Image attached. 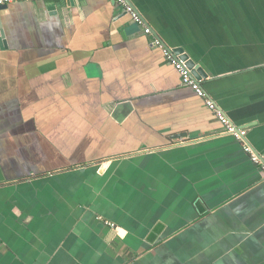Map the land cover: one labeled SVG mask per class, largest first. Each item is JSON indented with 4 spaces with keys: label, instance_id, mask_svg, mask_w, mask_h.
Here are the masks:
<instances>
[{
    "label": "crops",
    "instance_id": "obj_1",
    "mask_svg": "<svg viewBox=\"0 0 264 264\" xmlns=\"http://www.w3.org/2000/svg\"><path fill=\"white\" fill-rule=\"evenodd\" d=\"M128 3L0 10V264H264V0Z\"/></svg>",
    "mask_w": 264,
    "mask_h": 264
},
{
    "label": "built area",
    "instance_id": "obj_2",
    "mask_svg": "<svg viewBox=\"0 0 264 264\" xmlns=\"http://www.w3.org/2000/svg\"><path fill=\"white\" fill-rule=\"evenodd\" d=\"M36 1H41V0H0V7L8 6V5H11L13 3L36 2ZM46 1H51V2L57 3V2L62 1V0H46ZM112 1H114L115 3L124 7L126 14L130 15L132 20L136 24L141 25V26L144 25L142 18H140L135 13L134 9L129 5L128 0H112ZM145 33L147 35H151L152 31L149 28H145ZM153 46L156 48H159L163 52L168 63L170 65H172L176 69V71L179 73L181 80H182V85L185 87L191 88L193 91L196 92V94L199 97L205 98L206 95H205L204 90L202 89L200 82L194 78V76L192 75V70H190L188 67V64H187L188 60H186L184 58L185 54H183V53L177 54V53L171 51L159 39L154 40ZM206 103H207L208 108L217 115V117L219 118V120L223 124L224 129H225L223 133L226 135L234 136L240 143H242L243 150L245 151L246 154H248L250 156L251 160L255 164L262 166L263 175H264V166H263V163H262L259 155L253 149V147L250 144H248L246 141L247 131L242 130V129L234 126L223 115V113L215 107V105L213 104L212 101L207 100ZM106 224L112 228H115V225L110 223V222H106Z\"/></svg>",
    "mask_w": 264,
    "mask_h": 264
},
{
    "label": "water",
    "instance_id": "obj_3",
    "mask_svg": "<svg viewBox=\"0 0 264 264\" xmlns=\"http://www.w3.org/2000/svg\"><path fill=\"white\" fill-rule=\"evenodd\" d=\"M6 7V6H4ZM3 7H0V10L2 9ZM53 10H56V7H52ZM175 53L177 54H181L182 52L181 51H176ZM186 60H188V67L190 70H192V75L194 76V78L197 80V81H200L202 77H207L205 71L200 68V67H197L195 62L192 61L188 55H185L184 57ZM6 182V177L4 175V172L2 170V167L0 166V184H3Z\"/></svg>",
    "mask_w": 264,
    "mask_h": 264
}]
</instances>
